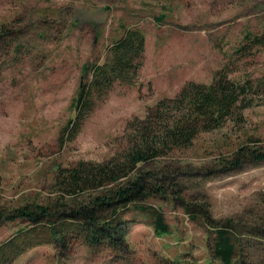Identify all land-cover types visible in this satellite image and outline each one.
Here are the masks:
<instances>
[{
	"label": "rangeland",
	"instance_id": "1",
	"mask_svg": "<svg viewBox=\"0 0 264 264\" xmlns=\"http://www.w3.org/2000/svg\"><path fill=\"white\" fill-rule=\"evenodd\" d=\"M51 7L58 14L54 19ZM14 17L21 21L15 27L23 48L0 76V215L6 217L0 221V242L28 223L8 218L11 211L58 197L52 185L59 167L111 157L125 144L128 124L155 113L159 100L173 97L184 83L210 84L222 69L230 78H254L255 85L264 75V47L237 51L246 35L264 28V0H0V23ZM133 27L141 28L146 40L137 82L114 85L76 135L65 133L75 118L71 101L80 66L103 59V47ZM44 29L49 32L42 37ZM9 46L0 44L3 50ZM247 96L252 100L240 109L238 121L201 131L172 158L181 191L196 199L204 193L216 225L221 216L241 213L253 194L264 190V163L206 174L251 138L264 143V90ZM175 196L168 190L147 203L164 213L169 230L163 234L137 206L123 212L129 252L79 242L65 250L42 244L9 264H221L207 246V225L190 220ZM259 254L264 258V249Z\"/></svg>",
	"mask_w": 264,
	"mask_h": 264
},
{
	"label": "trees",
	"instance_id": "2",
	"mask_svg": "<svg viewBox=\"0 0 264 264\" xmlns=\"http://www.w3.org/2000/svg\"><path fill=\"white\" fill-rule=\"evenodd\" d=\"M47 10L51 12L50 18L58 16L52 7ZM20 22L14 17L11 23H0V44L3 41L11 44L4 50L0 47V76L4 67L16 62V56L20 58L21 33L15 27ZM39 32L43 37L49 30ZM246 36L247 42L239 45L238 53L254 46L264 47V28ZM145 45L141 28H127L103 47V59H91L80 66L77 94L71 101L76 120L68 122L65 133L76 135L114 85L133 86L137 82ZM22 54L25 58L26 52ZM263 90L264 75L255 85L254 78H230L222 69L210 84L191 80L173 97L161 98L155 113L128 124L122 137L125 144L111 157L102 161L82 159L59 167L52 185L58 195L56 199L47 203L34 200L11 211L8 218L28 223L0 242V264H9L26 249L42 244H54L65 250L79 242L90 249L106 245L111 252H129L125 239L128 220L123 212L135 205L149 214L156 233H166L169 225L164 213L147 203L149 199L161 200L168 190L183 203L190 220L207 225V246L213 259L221 264H264L259 254L264 249V190L255 192L241 213L221 216L216 225L207 196L199 192L196 199L194 194L182 192L176 178L179 168L172 163L175 153L189 148L201 131L217 130L227 120L238 121L240 109L252 100L247 94ZM251 139L231 154L221 156L219 168L203 172L209 177L240 170L246 164L264 163V143L259 138ZM5 218L0 215V221Z\"/></svg>",
	"mask_w": 264,
	"mask_h": 264
}]
</instances>
